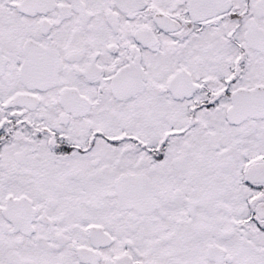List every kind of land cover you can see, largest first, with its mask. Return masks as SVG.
<instances>
[{"label":"snow or ice","instance_id":"snow-or-ice-1","mask_svg":"<svg viewBox=\"0 0 264 264\" xmlns=\"http://www.w3.org/2000/svg\"><path fill=\"white\" fill-rule=\"evenodd\" d=\"M0 264H264V0H0Z\"/></svg>","mask_w":264,"mask_h":264}]
</instances>
